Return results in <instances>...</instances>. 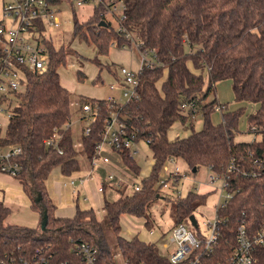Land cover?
Segmentation results:
<instances>
[{"label":"trees","instance_id":"obj_1","mask_svg":"<svg viewBox=\"0 0 264 264\" xmlns=\"http://www.w3.org/2000/svg\"><path fill=\"white\" fill-rule=\"evenodd\" d=\"M123 1L125 18L121 26L142 43V51L154 49L159 63L139 72V96L121 111L128 127L136 133V141L148 142L153 155L151 172L141 181L139 191L128 194L123 185L116 200L105 198L101 221L92 208L79 205L72 218L56 215L57 204L49 194L48 178L56 169L63 176H71L82 170V164L72 130L63 129L73 120L70 91L62 84L59 70L67 65L70 51L56 47L53 39L47 40L48 70L41 75L27 73V86L13 94L8 104L11 117L0 134V148L18 145L23 149V169L15 179L28 197L31 210L39 216V223L35 228L8 224L11 209L0 201V260L19 263L33 258L39 250L49 264H81L72 247L73 241L82 239L98 250L96 264H116L104 226L106 219L115 247L127 264H169L157 243L144 242L137 235L131 239L122 237L121 217L143 218L148 230H154L151 210L161 198L160 173L170 158L182 160L191 171L205 167L217 173L224 172L234 161L236 171L230 174L228 188L233 197L217 212L222 220L213 253L217 260L235 248L238 225L244 223L254 231L264 222V170L259 171L257 162L264 160V0ZM73 22L75 37L92 46L97 56L109 55L112 44L118 49L132 46L131 40L119 32L120 25L113 26L105 16L103 5L85 23H80L74 13ZM87 61L100 71L95 82H102L103 70L119 78L120 66L104 65L98 57ZM82 67L81 64L77 70L79 81L86 78ZM225 80L231 81L237 103L259 105L247 116V123L260 140L236 142L245 107L227 111L223 121L213 123L211 117L219 102L208 98L215 84ZM5 100L1 98V102ZM187 101L194 102L202 115L203 127L199 131L194 127L193 111L181 108ZM79 103L81 109L86 104L99 107L91 133L83 132L81 136L82 151L90 159L108 116L107 106L103 99L86 96ZM177 122L191 133L171 141L168 133ZM56 133L62 136V154L44 144ZM121 160L129 172L140 175V166L129 155L122 153ZM253 170L256 176L244 174ZM207 197L192 189L186 197L173 199L172 228L189 221L200 206L206 205Z\"/></svg>","mask_w":264,"mask_h":264},{"label":"built area","instance_id":"obj_2","mask_svg":"<svg viewBox=\"0 0 264 264\" xmlns=\"http://www.w3.org/2000/svg\"><path fill=\"white\" fill-rule=\"evenodd\" d=\"M3 1L0 17V102L1 98L6 107L4 109L0 104V112L11 117V108L8 104L14 93L24 91L27 86V73L35 72L38 75L45 73L49 66V55L46 41L53 39L50 32L52 29H58L62 25L61 6L67 0H0ZM75 8L92 7L93 14L95 10L103 5L105 7V16L113 18L119 25V32L126 35L131 40L132 46H123V50H135L140 60V68L136 71L128 66H120L118 70V79L109 86L111 91H120L117 96H108L103 99L107 106L108 116L103 130L100 132V139L95 144L91 158H87L92 166L87 174L92 178L97 175L99 185L97 191L104 194L109 187L119 190L123 185L127 186V193L133 194L141 189V183H130L125 181L108 168L112 166L113 159L110 153L115 154L121 160V154L129 155L131 159L136 158L139 150L136 141V133L128 127L121 111L124 106L133 99L138 98L137 88L139 87L138 74L144 68H153L159 66L157 54L154 49L142 51V43L135 38L130 32L121 26L125 18V4L123 0H68ZM112 46L116 47L114 44ZM117 48V47H116ZM130 48V49H129ZM181 108L185 112L193 111L192 119L196 121L197 116L201 115L196 110L194 102H184ZM216 111L224 113L226 106L220 103ZM98 105L86 104L81 109L79 121L84 123L83 132L85 135L91 133V125L98 116ZM223 121V118H222ZM3 122L0 120V134L3 130ZM72 123L66 124L64 130H72ZM62 136L56 133L53 137L44 141L46 148H52L62 154L60 148ZM146 142V141H145ZM148 144V142H146ZM81 145V144H80ZM23 156V149L18 145H10L0 148V173L17 178L23 169L20 162ZM178 162H181L183 169ZM259 162V171L264 170V160ZM123 164V163H122ZM160 173L158 185L162 188H168L170 181H173L175 187L180 184L185 177H188L190 168L180 159L170 158ZM210 176L207 185L212 191L220 192V199L215 208V219L206 225L208 233L199 232L194 234L186 226V222L173 227L169 236L163 237L162 233L158 241H162V248L166 253L165 256L169 264H264V222L257 230L252 231L247 225L241 223L235 230L236 246L231 253L223 258L220 256L213 257L214 249L221 235V222L217 212L224 208L233 194L228 192L230 186V174L236 171L234 161H231L222 173H217L208 168ZM82 171V170H81ZM77 172L81 174L82 172ZM102 174V175H101ZM246 176H256V170L244 172ZM69 177V183L73 187V193L78 195L79 186L88 180V177L80 176L78 181L74 177ZM220 183V187H216ZM161 188V189H162ZM225 193V194H224ZM179 194V193H178ZM179 196H181L179 194ZM190 221V220H189ZM198 222V221H197ZM191 223V222H190ZM192 228L199 229L191 224ZM154 231V230H153ZM153 231H150L153 233ZM73 252L80 258L81 264H96L98 250L82 239L73 241ZM161 252V251H160ZM221 258V259H219ZM0 264H49V259L37 251L36 256L30 259L20 260L16 263L13 259L9 262L5 259L0 260ZM68 264V263H62ZM125 264H127L125 262Z\"/></svg>","mask_w":264,"mask_h":264},{"label":"rangeland","instance_id":"obj_3","mask_svg":"<svg viewBox=\"0 0 264 264\" xmlns=\"http://www.w3.org/2000/svg\"><path fill=\"white\" fill-rule=\"evenodd\" d=\"M3 6V1H0V14L1 8ZM61 18L62 25L58 29L50 30L53 40L56 47H63L65 50L70 51V55L68 58V63L65 67H62L59 70L60 80L61 82L69 88L70 91V102H71V111H72V120H73V137L76 142V148L78 150V159L82 164V171L91 170L92 166L90 165L89 159L85 158V154L82 151L81 147V136L83 133L84 123L79 121L81 116V105L79 100L82 96H86L89 98L102 99L107 98L108 96H113L119 94L120 91H111L109 86L112 84V76L106 70L101 72L102 82H95L96 77L100 73L97 65L87 61L88 59H93L98 57V59L104 65L107 64H115L116 67L119 66H128L132 67L134 70L138 68V60L139 57L135 50H125L119 51L117 48H113L110 50L109 55L107 56H97L96 51L92 46H88L86 43L79 41L74 35V13L77 16V19L80 23H85L93 16V11L91 6H87L84 8H75V11L72 10V6L69 1H65L61 6ZM109 20L113 23V26H116V21L113 18H109ZM130 49V48H129ZM135 54H132V53ZM82 64V71L85 73L86 78L83 81H79L77 78V70ZM191 65V64H190ZM199 73V71H198ZM204 76L207 79V71H204ZM164 77L163 81L165 80ZM161 84V82H160ZM217 99L218 102L223 103L226 106V110L233 111L237 110L241 107L246 108L245 114L241 117L238 134L236 137V142H252L254 140H260V136H256L249 130L247 123V116L258 108V104H251L247 102L237 103L234 98V93L232 89V83L230 80L221 81L215 84L213 91L211 92L208 101L212 99ZM4 109L9 110L6 107L5 102H0ZM213 123L219 124L222 120L221 113L216 111L211 117ZM0 120L3 122V130L2 134L5 132L6 126L8 124L7 114L4 112H0ZM194 127L196 131H199L203 127L202 115L197 116L196 121L194 120ZM255 128V127H254ZM191 130L184 126L181 122L175 123V125L171 128L168 133V138L171 141L176 139H182L189 136ZM137 149L139 153L137 154L135 161L141 168L140 175L135 176L131 172H129L125 166H123L122 162L119 160V157L115 154L110 153L113 164L108 168L109 171L114 172L118 176L122 177L125 181L130 183H138L147 177L151 172V167L153 165V155L151 149L145 141H140L137 145ZM178 164L183 167L181 162ZM191 170V169H190ZM58 173V171L54 170L53 174ZM163 174L164 171L162 170ZM2 174V173H1ZM5 175V174H4ZM8 176V175H7ZM210 176L208 168L199 167L196 173L190 172L188 177H185L181 181V185L176 188L173 184V181H170V185L168 188L161 189V198L157 203L153 206L151 210L152 214V223L154 226V230L158 233H168L172 229L173 219H172V208L171 204L173 199L179 196L178 191L182 194L180 197H184L187 195L192 189L199 193H204L208 195L206 205L200 206L195 213L196 219L199 223V229L192 228L190 221H186V226L189 230L193 231L194 234L197 235L198 231L203 233H208L206 229V225L212 222L215 219V208L220 199L219 191H212L211 188L207 185L208 177ZM79 176L74 175V179L78 181ZM15 179V178H13ZM127 179V180H126ZM16 181V180H14ZM17 184V182H14ZM216 187H220V183L216 185ZM86 192V190H85ZM23 193V192H22ZM88 193V191L86 192ZM117 192L111 193L110 198L116 199L118 197L116 195ZM225 194V193H224ZM24 195V194H23ZM26 195V194H25ZM76 195V194H74ZM90 200L85 201L84 199H80L79 206L83 209L93 207L96 209L98 206L95 200V196L88 194ZM26 197V196H24ZM56 203L58 206L65 205L62 202V199L56 196ZM109 198V199H110ZM25 203L21 202L15 203V205H10L11 214L7 220L9 224L15 225H37L38 215L33 212L30 208V205L26 206V202H28V198H25ZM60 204V205H59ZM75 208V205H74ZM102 217V213L100 214ZM122 224L121 236L126 239H131L133 236H138L140 239H143L147 242L153 240V238L147 234L149 231L145 226L144 221L142 219L133 218L131 216H124ZM104 226L107 231V236L111 244V248L113 249V253L115 255L116 264H125V260L123 259L118 248L115 247L114 235L108 225L107 220L104 221ZM157 244L160 247L161 253H166L162 248V241H158Z\"/></svg>","mask_w":264,"mask_h":264},{"label":"crops","instance_id":"obj_4","mask_svg":"<svg viewBox=\"0 0 264 264\" xmlns=\"http://www.w3.org/2000/svg\"><path fill=\"white\" fill-rule=\"evenodd\" d=\"M0 17H1V14H0ZM112 47L114 48V46H112ZM116 50L125 51L123 49H118V48ZM132 54H135V53L133 52ZM139 68H140V60H138V68L136 69V71ZM114 81H115V78H114V76H112L111 82L113 83ZM65 87L68 88L67 86H65ZM68 90H69V88H68ZM117 95L118 94H116L114 96H117ZM102 99H105V98H102ZM253 109H254V111H256L258 108L255 109V107H254ZM227 111H229V110H225V112H227ZM224 113H221L222 118H223ZM56 171H58V173L53 174V172H52V174L48 178L47 187H48V191H49L50 196L55 200V202H56V199H57L56 196H57L58 198L62 199V202L65 203V205H63L61 207L58 206V204L56 203L57 204L56 215L58 217L72 218L76 213V206L79 205L80 199H84L85 201H88V200H90L88 194H91V196L92 195L95 196V200H96V203L98 206L96 207V209L93 207H90V208H92L94 210L98 220L101 221L104 218V210H103L104 199L105 198L109 199L111 193H115V192H117L116 195L119 196V190L115 189L113 186L109 187L105 191L104 194H100L97 191V187L99 185L100 179H98L97 175H95L92 178L91 176H89L87 174L88 171H83L81 174L74 173L72 175L73 177H74V175H77L79 177L80 176L88 177V180L83 184V186H79L78 195H74V193H73L74 189H73L72 185L69 183V177L63 176L59 169H56ZM14 180H16V179H13L10 176H7V175L0 173V201H2L9 208H10V205H15V203H17V202H21L22 204H23V202L25 203L24 200H26L25 198L27 197L25 195V193L23 192L22 187L19 184V182L17 180L16 181H14ZM14 182H17V184H14ZM180 185H181V181H180L179 186ZM178 187H176V188H178ZM85 190H86V192L88 191V193H86ZM178 193L182 196L180 191H178ZM200 194H204V193H200ZM24 196H26V197H24ZM186 196L187 195H185L184 197H186ZM117 198L118 197H116V199ZM116 199H113V200H116ZM27 200H28V202H26V206L30 205L29 199H27ZM110 200H112V199L110 198ZM74 205H75V208H74ZM101 213H102V217H100ZM124 216H129V215H124ZM124 216L121 217V222L123 221ZM131 217H133V216H131ZM133 218H136V217H133ZM137 219H142L144 221V224H145V219H143V218H137ZM38 223H39V218L37 221V225H19V226H26V227L35 228L38 226ZM147 234L153 238V240L150 241V243H157L159 237L161 236V233L160 232L158 233L156 230H154L153 233L148 231ZM140 240L147 242L143 239H140Z\"/></svg>","mask_w":264,"mask_h":264},{"label":"water","instance_id":"obj_5","mask_svg":"<svg viewBox=\"0 0 264 264\" xmlns=\"http://www.w3.org/2000/svg\"><path fill=\"white\" fill-rule=\"evenodd\" d=\"M102 26L106 27L107 24L105 22L102 23ZM197 171V168L193 169V173H195ZM190 222L191 224L194 226V227H197L198 225V222H197V219H196V216L195 215H191L190 217Z\"/></svg>","mask_w":264,"mask_h":264}]
</instances>
